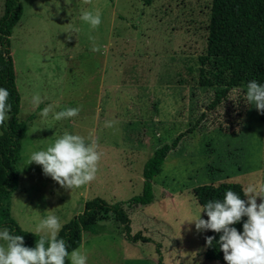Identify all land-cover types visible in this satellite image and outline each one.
I'll list each match as a JSON object with an SVG mask.
<instances>
[{
	"label": "rangeland",
	"instance_id": "1",
	"mask_svg": "<svg viewBox=\"0 0 264 264\" xmlns=\"http://www.w3.org/2000/svg\"><path fill=\"white\" fill-rule=\"evenodd\" d=\"M21 2L23 15L10 48L21 97L17 119L25 121L27 135L20 183L10 199L12 217L36 232L45 214L63 225L99 196L123 203L132 233L142 231L150 241H128L120 222L100 221L77 248L87 264H159V244L165 264H226L205 256L208 236L223 255L215 241L219 234L182 220L199 214L194 192L203 185L230 184L244 198L243 186L264 182V121L244 100L246 86L209 106L215 88L200 84L199 56L206 53L212 0ZM4 4L0 0V16ZM81 9L98 11L101 24L91 29L78 20ZM70 28L78 31L69 34ZM34 94L39 106L32 103ZM46 105L51 110L42 120L38 112ZM76 106L77 116L51 119L52 112ZM106 121H113L111 128ZM65 131L94 138L100 153L94 180L73 190L43 175L39 165H23L30 151ZM181 134L154 177L156 200L131 207L129 201L143 190L146 161ZM235 227L241 230L239 222Z\"/></svg>",
	"mask_w": 264,
	"mask_h": 264
},
{
	"label": "trees",
	"instance_id": "2",
	"mask_svg": "<svg viewBox=\"0 0 264 264\" xmlns=\"http://www.w3.org/2000/svg\"><path fill=\"white\" fill-rule=\"evenodd\" d=\"M22 15L21 0H5L4 11L0 16V87L7 88L12 110L9 113L11 119L7 126L2 125L3 132L0 134V225L14 229L15 234L23 236L25 245L31 247L38 234L23 229L12 217L10 207L11 196L20 183L21 152L27 135L25 121L17 119L21 97L10 48V37ZM208 29L206 53L199 56V82L202 86L215 88L209 104L214 108L233 88L246 86L249 80L264 83V0H212ZM261 118L264 121V113ZM182 136L171 143H163L146 161L143 168V190L129 201L131 207L146 206L156 200L154 177L161 172L169 152L176 148ZM229 185L223 183L219 189L209 184L203 185L195 189L194 195L203 205L210 199L222 197ZM109 218L121 223L126 240L150 241L142 231L132 233L131 219L123 203H110L99 196L88 199L83 211L62 225L58 237L65 240L70 253L72 249L81 246L86 231L94 230L100 221ZM205 245L207 259L224 261L223 255L217 254L214 247ZM160 247L159 244V264H165ZM217 251L222 252L219 246ZM65 264H70L67 258Z\"/></svg>",
	"mask_w": 264,
	"mask_h": 264
},
{
	"label": "clouds",
	"instance_id": "3",
	"mask_svg": "<svg viewBox=\"0 0 264 264\" xmlns=\"http://www.w3.org/2000/svg\"><path fill=\"white\" fill-rule=\"evenodd\" d=\"M78 20L91 29L101 24L98 11L78 10ZM70 28L69 34L77 32ZM91 39V37H90ZM95 45L92 51H96ZM244 100L249 106H255L258 113H264V83L249 80L246 84ZM34 106L41 103L38 95L32 96ZM12 105L9 102L7 88L0 87V125L9 119ZM50 107L39 109L42 120L47 119ZM79 106L64 107L52 112L51 119L60 121L75 117ZM113 121H106L105 127L111 128ZM100 153L94 138L85 137L75 132L65 131L46 147L30 151L23 165L35 163L40 166L43 175L50 177L61 188L78 189L94 180ZM241 195L231 189L225 190L222 199H210L198 207V215L185 217L198 231L212 230L218 233L216 243L223 253L226 264H264V182H249L241 188ZM257 197L260 202L257 203ZM203 212L207 219L202 218ZM243 218V219H242ZM241 224L237 230L236 223ZM62 227L54 214L40 217L36 225L34 246H27L22 235L15 234L6 225H0V264H87V256L78 249L69 253L66 242L58 237ZM213 237H206L205 243L212 245Z\"/></svg>",
	"mask_w": 264,
	"mask_h": 264
}]
</instances>
